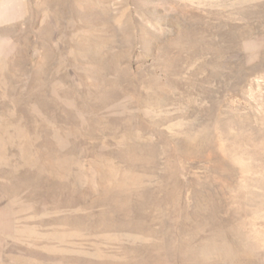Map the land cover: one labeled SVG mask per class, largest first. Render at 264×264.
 <instances>
[{"label":"rangeland","instance_id":"obj_1","mask_svg":"<svg viewBox=\"0 0 264 264\" xmlns=\"http://www.w3.org/2000/svg\"><path fill=\"white\" fill-rule=\"evenodd\" d=\"M0 264H264V0H0Z\"/></svg>","mask_w":264,"mask_h":264},{"label":"bare ground","instance_id":"obj_2","mask_svg":"<svg viewBox=\"0 0 264 264\" xmlns=\"http://www.w3.org/2000/svg\"><path fill=\"white\" fill-rule=\"evenodd\" d=\"M187 137V136H186ZM224 137H225V135H224Z\"/></svg>","mask_w":264,"mask_h":264}]
</instances>
